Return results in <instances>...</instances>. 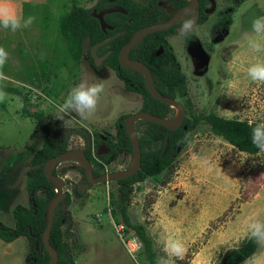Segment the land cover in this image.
<instances>
[{"label": "rangeland", "instance_id": "374dc122", "mask_svg": "<svg viewBox=\"0 0 264 264\" xmlns=\"http://www.w3.org/2000/svg\"><path fill=\"white\" fill-rule=\"evenodd\" d=\"M62 2L70 4V0H0V16L14 15L21 24L15 31L0 27V49L6 53L0 62V84L14 91H0V224L9 228L14 224V207L28 206L25 180L12 190L7 185L13 184L20 168L31 163L40 147L43 131L33 112H42L41 122L50 137L62 128L79 127L67 122L68 116L62 117L57 105L81 82L100 84L102 91L90 114L82 117L71 112L89 131L112 135L118 117L134 114L141 106L140 96H122L120 84L111 75H95L89 60L81 57L76 66L64 58V43L55 34ZM76 2L85 8L94 4V0ZM262 16L264 0H248L236 12L231 41L219 59H214L205 77L189 82L192 112L264 123V82L247 75L250 65L264 63V34L257 35L251 28L252 20ZM29 17L32 22L24 26ZM249 38L262 45L259 51L249 47ZM60 63L64 65L56 68ZM22 105L27 106L29 116L21 113ZM71 139V147L78 150L81 138L73 134ZM129 160L126 156L111 163L108 171L126 168ZM75 163L65 160L55 169L65 194L80 180ZM130 188L126 212L132 223L144 226L159 260L168 258L164 243L171 237L183 244L182 255L171 257L173 264H219L227 251L250 236V218L264 221V152L242 153L204 126L174 155L159 180L147 178ZM118 189L116 183L106 182L93 186L82 199L68 195L70 224L65 244L73 264H144L140 242L110 217L116 209L109 207L107 195ZM28 253L25 237L11 243L0 240V264H25ZM241 264H264V240Z\"/></svg>", "mask_w": 264, "mask_h": 264}, {"label": "trees", "instance_id": "16d2710c", "mask_svg": "<svg viewBox=\"0 0 264 264\" xmlns=\"http://www.w3.org/2000/svg\"><path fill=\"white\" fill-rule=\"evenodd\" d=\"M103 1L99 2L97 7H101ZM58 17L55 20L56 39L64 43V58L68 57L78 65L81 56V43L86 36L90 37L91 43L97 42L104 38L98 27V22L90 15V10L83 9L78 5L76 0H70V4L61 3ZM98 9V8H97ZM125 21L124 17H121ZM130 31L128 27H123ZM135 28V27H134ZM119 39V38H118ZM108 57L110 65L111 59ZM62 65L58 64L56 68ZM64 65V64H63ZM62 65V66H63ZM167 73H158L151 71V77L155 90L165 97L172 99L185 98L187 103L185 108V119L182 125L176 130H168L155 123L147 122L145 128L139 132V147L141 149L140 166L137 172L126 180H123L124 186H121L125 194L120 201L110 196L111 200L116 201L115 211L111 212L115 224H121L123 232L135 237L141 244V255L144 264H158L159 258L153 249L151 239L146 233L144 226L131 222L127 212L126 204L128 190L130 185L142 182L147 178L159 180V175L167 170L173 160L177 149L183 150L190 137L206 126L209 132L216 138H220L233 148L245 154H256L259 151L250 142L251 127L259 122H248L246 120L226 119L209 112L207 114H195L192 112L187 97L177 96L175 93H184L185 83L183 80L172 79ZM128 90L134 91L141 96V110L161 118H168V113L172 114V109L154 98L148 93L144 86V81L138 73H133L129 82L124 80ZM63 87V86H62ZM0 91L5 93H14V91L4 88L0 84ZM16 94V93H15ZM21 113L29 116L30 112L26 105H22ZM42 112H33L32 117L37 119V127L43 131L44 140L41 147L34 153L31 164H44L47 160L63 153L66 150V142L60 138L55 142V137H49L46 129L41 122ZM120 141L130 149L129 141L122 131L119 134ZM123 145V146H124ZM166 148V151L164 152ZM53 175L55 171L52 172ZM97 176V175H96ZM25 191L28 196V206L23 208L15 206L12 211L13 227L9 228L0 225V240L4 243H11L18 237H25L29 246V253L25 264H46L50 256L43 246L42 233L45 227L44 212L47 202L55 196L54 189L49 185L43 168H37L29 171L25 176ZM129 187V188H127ZM37 192H41L43 197H38ZM68 204V197L59 202L57 211L54 212L51 231L48 237L50 247L57 253L56 264H73L69 257L66 247V240L69 238L70 216L69 213L62 209L61 206ZM259 240L247 237L242 243L234 249L227 251L221 258L219 264H241L251 258L258 249Z\"/></svg>", "mask_w": 264, "mask_h": 264}, {"label": "flooded vegetation", "instance_id": "af4514ba", "mask_svg": "<svg viewBox=\"0 0 264 264\" xmlns=\"http://www.w3.org/2000/svg\"><path fill=\"white\" fill-rule=\"evenodd\" d=\"M100 1L101 0H94V4L91 7H82L85 10H90V15L97 20L98 27L104 35V38L97 42L91 43L90 37L86 36L81 43V56L79 58L78 64L81 63V57L83 60H89L95 75H97L99 78H107L111 75L115 79L116 84H120L122 96L127 98L128 96H132V94L140 96L136 92L128 90L125 86L124 80L129 82L133 77V73H138L142 79L143 75L140 71H135L130 68V65L127 67L123 66L119 60V53L122 48H124L130 42L135 32L147 26L163 24L169 22L170 20H174L173 23L167 28L161 31L149 33L145 35L139 42L132 45L131 48L126 52V59L137 61L144 65L147 68L150 77L151 71L155 70L158 73H167L168 75L171 74L172 76L170 77L172 79L174 78L178 81L183 80L186 88L185 92L179 93L177 91L175 94L179 97L184 94V97H187L188 99L189 82H193L199 76L205 77L209 73L208 69L213 63L214 59H219L220 53H222L225 48V44H228V42L231 41L230 38L233 35L231 27L235 19L234 17L236 12L248 0H102V6L97 7ZM111 8H118L119 10L103 13L102 21L105 26L104 29H102L99 19L96 16ZM121 17H124L125 21H122ZM186 17H190L192 19L193 28L185 35H178L181 22ZM123 27H128L130 31ZM109 38L112 39L105 44L97 46L95 54L99 61L96 62L91 54V49L96 44H99ZM86 39H88V44L83 50L82 46ZM114 55L115 58L113 57L111 59L112 65H110L108 62V57ZM173 100L179 102L182 106L187 103L186 99L181 97L178 100ZM188 102L190 103L189 100ZM140 108L136 113L142 111ZM171 109L172 114L168 113V118L173 117V108ZM67 113H62L61 116L63 117V114H65L66 117L68 116L70 118H65L67 122L71 120L72 124L77 123L79 127H66L67 129H73L75 131L72 133H63L57 137L61 129L58 130V132L53 136L55 137V142L57 143L60 138H63L64 142H66L65 151L76 150L75 147H71V145L74 146L71 138L73 134L78 135V137L81 138L83 144L76 151H81L85 159L89 162L91 165L92 176L94 178H98L107 173L127 170L130 168L131 161L134 156L132 153L129 137L125 131V120L128 116L133 114L118 117V119L114 122L112 135H101L95 131H89L87 128L83 127L82 124L76 120L78 117L71 111ZM146 123L147 121L143 120H138L135 122L134 127L136 129L138 139V131H142L145 127L142 129L141 127H137V124H143L146 126ZM79 130H85L86 134L80 132ZM122 131L125 133L129 141V150L124 145L122 140L120 141L119 134L122 133ZM46 134L48 135V133ZM43 140L44 134L42 133L40 147ZM165 151L166 148L164 152ZM177 152H179V149H177ZM126 156L130 157L126 168L111 169L108 171V166L111 163L119 160L122 161V159H124ZM44 164H42V166ZM58 164L59 163H57V166L55 165L52 169V172L55 171V174V169L58 168ZM29 165L32 164L30 163ZM74 170L76 172L75 174L80 178V180L76 185L71 187V190L68 191V193L65 194L64 199L66 196L68 197V204L66 206H61V208H64V210H66V208L68 209L71 203L68 195L73 194L76 197H80L82 199V197L88 193L93 186L106 183L102 182L95 185L89 184L86 172L81 166L78 165V168H74ZM65 172L66 171H63V175ZM25 176L22 181L25 179ZM128 178L129 177L125 179L107 181L114 182L117 186H119V189L116 193L107 195V198L109 199V207L115 208L116 205V201L110 199L111 195H114L113 198L115 200L117 199L116 197L121 199L125 196L121 190V186H124L122 181ZM13 184L7 185V188L12 190L10 186ZM129 189L130 190H128V194L131 191V188ZM36 195L41 197L40 195L43 194L41 192H37ZM58 205L53 211V218L55 215L54 212L57 211L56 209ZM110 217L112 218L111 213Z\"/></svg>", "mask_w": 264, "mask_h": 264}, {"label": "water", "instance_id": "95a60500", "mask_svg": "<svg viewBox=\"0 0 264 264\" xmlns=\"http://www.w3.org/2000/svg\"><path fill=\"white\" fill-rule=\"evenodd\" d=\"M117 10H119V9L118 8L107 9L105 12H102L96 16L99 19V22H100L102 29H104V26H105V24L102 21L103 13L113 12V11H117ZM173 21L174 20H170L169 22H166L163 24H155V25L147 26V27L135 32V34L133 35L130 42L124 48H122V50L119 53V60L123 66L127 67L128 65H130V66L134 65L140 69L139 71L143 75L145 88L150 93L152 98H154L155 100H157L158 102H160L162 104H165V105L173 108L174 110L179 109V111H180V117L178 120H174V115L172 118H161V117H157V116H154L150 113L143 112V111H140L136 114L130 115L126 118V120H125V131L129 137V140L131 143L132 153H133V156L135 159V166L132 169L129 168L127 170L115 171V172H111V173H107L105 175H102L98 178H94L92 176V172H91V165L85 159L82 152L76 151V150H67V151L47 160L43 166H42V164L23 166L19 171V174H18L16 181L14 182V184L12 186H10L11 189L17 187L27 172H29L33 169L43 167L44 175H45L49 185L55 191V196L52 197L47 202L45 212H44L45 227H44V230L42 233V241H43L44 248L46 249V251L49 253V256H50V260L46 264H56V262H57V253L55 252V250H53L50 247V245L48 243V237H49V233L51 231L52 222H53V211L56 208V206L58 205V203L61 200H63L65 197V193L62 192V188H63L62 179L59 176L52 174V169L54 168V166L57 163H60V162L65 161V160H71L73 157L78 156L81 158V160L83 162V165H84L83 167L85 169L89 184L95 185V184H99L102 182L125 179L127 177L132 176L138 170L139 165H140V148H139V143H138V135H137L136 129L134 127V124L136 121L143 120V121H147L150 123H155V124H157L161 127H164L168 130H176L182 125V123L185 119V115H186L185 109L183 108V106L179 102H177L171 98L162 96L160 93H158L155 90L153 83H152V80H151V77L149 76L148 70L144 65H142L141 63H139L137 61H131V60L126 59V52L128 51V49L131 48L132 45L139 42L145 35H147L149 33L161 31V30L167 28L168 26H170L173 23ZM111 39L112 38L104 40L101 43L93 46V48L91 49V54H92L93 58L96 60V62L99 61V59H97L96 54H95L97 46L101 45V44H105ZM87 44H88V39H86L85 42L83 43V46H82L83 50L87 46ZM143 118L146 120H144ZM73 131H75V130L67 129V128L61 129L59 131L57 137L63 133H66V132L72 133ZM79 131L86 134L85 130H79Z\"/></svg>", "mask_w": 264, "mask_h": 264}, {"label": "clouds", "instance_id": "9594fccd", "mask_svg": "<svg viewBox=\"0 0 264 264\" xmlns=\"http://www.w3.org/2000/svg\"><path fill=\"white\" fill-rule=\"evenodd\" d=\"M32 22V17L24 21V26ZM21 26L20 21L14 15L0 16V27L8 28L15 31ZM193 28V21L190 17H186L181 22L178 35H185ZM252 32L261 35L264 34V16L256 17L251 22ZM249 47L254 51H259L262 45L249 38ZM6 53L0 49V62L3 61ZM247 75L253 81L264 82V63H254L247 68ZM102 91V85L81 82L73 86L67 93L63 102L57 105L59 113H67L75 111L79 115L86 116L90 114L96 107L97 98ZM60 119V117H57ZM250 142L258 151L264 152V123H256L250 130ZM247 228L252 238L264 240V221L250 218L247 222ZM164 250L168 253V258H160L158 264H173L171 257H180L183 253V244L179 239L167 238L164 243Z\"/></svg>", "mask_w": 264, "mask_h": 264}, {"label": "bare ground", "instance_id": "6f19581e", "mask_svg": "<svg viewBox=\"0 0 264 264\" xmlns=\"http://www.w3.org/2000/svg\"><path fill=\"white\" fill-rule=\"evenodd\" d=\"M130 68H132L135 71H139L140 70L137 66H134V65H131ZM179 117H180V111H179V109H176L175 115H174V120H178ZM144 120H146V119H144ZM71 160L76 162L78 165H81V166L83 165V162H82L81 158L78 157V156L73 157ZM134 166H135V159L133 158L132 161H131L130 168L132 169Z\"/></svg>", "mask_w": 264, "mask_h": 264}]
</instances>
